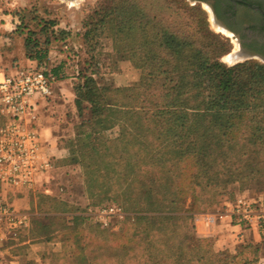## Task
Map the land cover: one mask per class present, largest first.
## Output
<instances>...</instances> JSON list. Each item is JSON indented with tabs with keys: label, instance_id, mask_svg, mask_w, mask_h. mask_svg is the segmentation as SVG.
<instances>
[{
	"label": "trees",
	"instance_id": "obj_1",
	"mask_svg": "<svg viewBox=\"0 0 264 264\" xmlns=\"http://www.w3.org/2000/svg\"><path fill=\"white\" fill-rule=\"evenodd\" d=\"M156 7L155 11L150 4V11L145 12L143 6L119 0L113 9L118 52L127 54L143 73L136 86L100 87L94 74L82 73L75 87L80 116L88 104L95 123L121 125L119 146L103 151L98 145L93 148L101 163L113 159L105 169L130 174L133 197L129 202L140 215L123 233L89 239L85 247L80 241H65L62 262H228L224 255L213 252L209 241L183 234L178 222H187L197 201L206 204L210 190L231 179L232 171H239L242 139L248 146L264 145V66L252 62L233 67L223 64L221 59L229 51L227 41L211 32L206 14L187 0H158ZM167 13L173 16V27L164 20ZM24 48L27 59L49 74L43 67L48 50L30 39ZM58 70H53V75L57 76ZM50 102H42L40 112ZM82 158L89 161L84 154ZM184 164L188 167L176 174ZM96 165L89 164L86 169ZM189 172L188 187L175 180ZM190 194L194 201L186 209ZM61 207L53 202L48 214H57ZM175 234L177 246L172 247ZM53 240L48 237L44 242Z\"/></svg>",
	"mask_w": 264,
	"mask_h": 264
},
{
	"label": "rangeland",
	"instance_id": "obj_2",
	"mask_svg": "<svg viewBox=\"0 0 264 264\" xmlns=\"http://www.w3.org/2000/svg\"><path fill=\"white\" fill-rule=\"evenodd\" d=\"M118 1L0 0V17H5V21L18 29V35L24 44L26 39H30L32 44L38 42L43 50H48L43 67L49 74L53 75L52 71L59 69L58 75H53L56 79L54 89L64 90L65 94L61 98L65 107L58 106L61 100L55 96L51 103L57 106V131L64 136L60 147L63 151L66 149L62 156L52 157V171L39 181L30 195L13 198L12 194H7L8 200L14 202L16 209L29 216V222L18 237L4 246L0 264H40L41 255L37 254V250L44 249L43 244H46L44 241L48 237H53V241L58 243L80 241L85 247L89 239L123 233L128 229L129 223L135 222L134 217L140 215H137V210L129 202V198L133 197L129 186L132 178L130 174L123 170L117 173L105 169V165L113 159L106 158L101 163L93 148L98 145L100 151H103L119 146L123 134L121 125L95 123L88 104H84L83 116H80L76 106L75 87L82 73L94 74L100 87L129 88L141 81L142 70L130 61L127 54L118 52V24L113 13ZM125 1L127 0H120L122 3ZM129 1L135 6H143L145 12L150 11V4L155 11L158 9V0ZM187 1L206 14L211 32L227 41L229 51L221 59L223 64L233 67L252 62L264 66V60L237 57L235 53L239 52L238 43L230 33L215 25L208 7L195 1ZM164 18L173 27L172 14L167 13ZM59 108L61 112H58ZM49 116V107L44 105L41 117L46 120ZM83 154L89 161L83 162ZM122 162L125 164L120 161L121 164ZM96 163L93 169H86L87 165L93 166ZM185 167L188 165H181L179 168L183 169L177 168L175 173H182ZM187 174L175 180L183 181L188 187L190 172ZM232 174L231 179H225L223 184L210 190L206 204L201 200L197 201L189 220L179 221L178 225L183 227V234L209 241L214 253L227 258L226 264H264V226L261 229L262 240L258 242L247 236L244 242L238 243L237 239L232 240L229 233L224 235L221 231L209 238H201L197 234L198 225L211 233L216 229L217 224L212 227L203 225L204 216L215 214L219 216L218 222L221 223V215L230 213L228 205L236 203L238 199L264 198V145L248 146L246 140L242 139L239 171H232ZM193 201L190 194L186 200V209L190 208ZM53 202L62 207L57 209V214L49 215L48 208ZM111 207L119 209L120 213L102 218V212ZM81 218H85L84 222H81ZM177 241L175 234L170 241L171 246H177Z\"/></svg>",
	"mask_w": 264,
	"mask_h": 264
},
{
	"label": "built area",
	"instance_id": "obj_3",
	"mask_svg": "<svg viewBox=\"0 0 264 264\" xmlns=\"http://www.w3.org/2000/svg\"><path fill=\"white\" fill-rule=\"evenodd\" d=\"M55 81L54 76L37 67H23L0 78V257L4 246L18 237L29 222V216L17 210L7 194L20 198L35 191L39 181L53 169L52 158L44 152L38 124L40 104L53 97ZM228 207V215L237 225L263 228L264 198H240ZM119 213V209L111 207L101 217ZM205 222L214 226L218 217L207 215Z\"/></svg>",
	"mask_w": 264,
	"mask_h": 264
},
{
	"label": "crops",
	"instance_id": "obj_4",
	"mask_svg": "<svg viewBox=\"0 0 264 264\" xmlns=\"http://www.w3.org/2000/svg\"><path fill=\"white\" fill-rule=\"evenodd\" d=\"M5 20V17H0V78L13 75L23 67L38 66L36 62L27 59L24 43L21 37L17 34V28L13 24H9ZM63 94H65L64 90L54 89V95L51 98V100L54 98V96L56 98H59L61 102H59L58 106L61 108L65 107V104L61 98ZM43 106L41 108H43ZM45 106L49 107L50 116L46 120L42 119L40 112V121L38 124L43 138L44 152L51 158L53 156L60 157L63 155L64 151L60 147V143L63 137L57 131V126L59 125L58 123H56L55 118V115L57 113V106L55 103L51 102ZM61 108L58 109V112H61ZM206 216L202 218L203 225H205L206 227H212L206 225ZM221 217L222 222H217L216 229L213 230L214 233H211L209 230H207V228L198 225V236H200L201 238H209L212 234L221 231L224 235H227L229 233L232 240L237 239L238 243L244 242L247 236L253 237L256 242L262 240L261 230L256 228L248 229L244 226L237 225L228 214L221 215ZM44 246L45 247L42 253H39V256L41 255L40 264H70L69 262H62V260L60 259L61 255L63 254V243L51 241L44 244ZM49 257L52 258L50 259Z\"/></svg>",
	"mask_w": 264,
	"mask_h": 264
},
{
	"label": "flooded vegetation",
	"instance_id": "obj_5",
	"mask_svg": "<svg viewBox=\"0 0 264 264\" xmlns=\"http://www.w3.org/2000/svg\"><path fill=\"white\" fill-rule=\"evenodd\" d=\"M210 10L214 23L230 33L245 58L264 60V0H191Z\"/></svg>",
	"mask_w": 264,
	"mask_h": 264
},
{
	"label": "water",
	"instance_id": "obj_6",
	"mask_svg": "<svg viewBox=\"0 0 264 264\" xmlns=\"http://www.w3.org/2000/svg\"><path fill=\"white\" fill-rule=\"evenodd\" d=\"M213 21H214V18H213ZM235 54H237L239 57L241 56L242 58H245V57L242 56L241 53H235ZM232 55H234V54H232ZM238 56H237V57H238Z\"/></svg>",
	"mask_w": 264,
	"mask_h": 264
},
{
	"label": "bare ground",
	"instance_id": "obj_7",
	"mask_svg": "<svg viewBox=\"0 0 264 264\" xmlns=\"http://www.w3.org/2000/svg\"><path fill=\"white\" fill-rule=\"evenodd\" d=\"M238 56V55H237ZM241 57V56H240ZM228 61H231L229 58H227Z\"/></svg>",
	"mask_w": 264,
	"mask_h": 264
}]
</instances>
